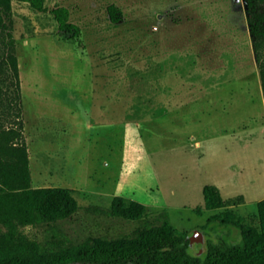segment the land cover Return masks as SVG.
I'll use <instances>...</instances> for the list:
<instances>
[{
    "label": "rangeland",
    "instance_id": "374dc122",
    "mask_svg": "<svg viewBox=\"0 0 264 264\" xmlns=\"http://www.w3.org/2000/svg\"><path fill=\"white\" fill-rule=\"evenodd\" d=\"M46 3L68 6L81 35L13 0L33 185L69 187L80 208L25 232L52 246L169 219L202 255L209 240L242 238L221 217L258 225L264 94L246 1ZM210 183L224 207L207 206ZM116 195L146 204L147 216L115 214Z\"/></svg>",
    "mask_w": 264,
    "mask_h": 264
},
{
    "label": "trees",
    "instance_id": "16d2710c",
    "mask_svg": "<svg viewBox=\"0 0 264 264\" xmlns=\"http://www.w3.org/2000/svg\"><path fill=\"white\" fill-rule=\"evenodd\" d=\"M20 1L35 11L53 13L60 30L71 37L81 35L68 6L49 8L47 0ZM245 1L264 94V0ZM109 12L120 20L118 7L111 5ZM18 45L13 0H0V264H264V198L258 202V225L219 214L209 219L210 223L221 217L234 224L242 238L209 240L202 255L191 249L189 236L169 219L139 225L132 234L92 237L74 244L48 246L30 237L25 227L71 218L80 203L69 187L33 185ZM204 195L209 208L226 205L217 184H206ZM112 209L137 220L148 214L146 204L124 195L115 196Z\"/></svg>",
    "mask_w": 264,
    "mask_h": 264
},
{
    "label": "water",
    "instance_id": "95a60500",
    "mask_svg": "<svg viewBox=\"0 0 264 264\" xmlns=\"http://www.w3.org/2000/svg\"><path fill=\"white\" fill-rule=\"evenodd\" d=\"M199 252H200V251H198V254H200ZM72 264H79V263H78V262H74V263H72Z\"/></svg>",
    "mask_w": 264,
    "mask_h": 264
}]
</instances>
